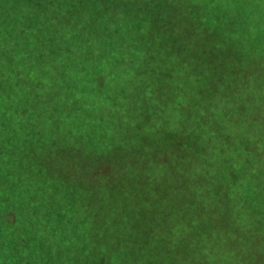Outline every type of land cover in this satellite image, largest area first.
Returning <instances> with one entry per match:
<instances>
[{
  "label": "trees",
  "instance_id": "1",
  "mask_svg": "<svg viewBox=\"0 0 264 264\" xmlns=\"http://www.w3.org/2000/svg\"><path fill=\"white\" fill-rule=\"evenodd\" d=\"M111 1L0 0V264H263L264 156L234 135L218 153L223 188L214 210L205 191L198 204L163 185L169 176L156 163L165 157L164 173L172 154L192 157L185 131L165 115L159 91L172 87L165 81L178 80L173 88L187 96L183 84L195 82L193 75L218 80L215 112L233 117L248 103L258 117L253 126L263 123L251 86L236 88L235 79L259 54L262 27L253 32L243 14L251 7L217 5L224 16L217 27L237 28L238 36L217 31L219 50L197 54L205 76L194 68L181 78L169 64H184L171 29L148 38L147 25L130 12L134 0ZM174 1L135 3L153 6L155 17L168 18L181 3L179 17L192 14L189 0ZM212 60L218 66L209 70ZM206 111L199 136L213 143ZM86 166L88 182L81 180Z\"/></svg>",
  "mask_w": 264,
  "mask_h": 264
},
{
  "label": "rangeland",
  "instance_id": "2",
  "mask_svg": "<svg viewBox=\"0 0 264 264\" xmlns=\"http://www.w3.org/2000/svg\"><path fill=\"white\" fill-rule=\"evenodd\" d=\"M141 1L142 0H134L133 4L131 5L132 9H130V12L137 14V16L139 18H142V20L144 21V25H147L146 36L153 39V37H155L157 34H160L162 30L164 31V29L169 28L179 39L176 40V47H178V50L181 51V55L178 56L181 60H178V62L184 61V64L175 65L173 63L174 61H171L169 63L173 64V77L178 76L182 78L184 73H187V70L189 71V69L194 68H197L201 76H205L204 74L206 70H208V67L203 64L202 67H198V65L195 64L202 63L203 59H201L202 56H198L197 54L201 53L204 55L207 52H210V54L213 55L214 51L217 52L219 50V47H215V45L218 46L219 43V41L215 39L218 38L217 31L219 32V34L225 32V34L229 36H233V34L237 35V32L235 31V29L237 28L234 29L231 27L227 28L228 30L226 28L220 30L219 27H217L220 26L219 20L221 18H224V16L221 12H218L220 14L219 15L216 11V8L217 5L220 6L223 1H225L227 7L229 8L228 10L230 11H234L232 9V6H234L236 9V7L240 4H243L245 7H251L247 12L243 14L250 15L251 18L250 20L248 19V21L255 25V29L253 30V32L256 31V26L262 27V29L260 30L261 36H259V41L256 43L259 53L256 58L257 60L248 64V66H246V69H240V72L236 73L235 79L237 82L236 86L238 85L236 88H242V83L246 85L248 83V85L251 86L249 88V91L251 92L250 94L257 97V101L252 103H254L255 105H263V108L259 114L263 123L257 122L256 125L258 126H253L254 121L258 119V117L253 118L254 114L253 116H251V112L246 111L250 106L248 103L243 105L246 108L242 109V111H233V117H226L225 113H223L222 110H216L215 112V109H213L214 103L211 102V99L214 97L212 95L214 94V90H217L218 88V80H213V82L210 83L209 80H205L204 78L200 79L198 78V75H193L190 79L193 81L195 80V82L183 84L184 87L187 86L185 88V90L189 92L187 96L183 95L182 92L179 91L180 89L173 88L174 84V86L176 87L179 83L176 79L165 81L167 86H172L169 93H166L167 91L165 89L159 91V95L163 97L162 106L167 112L165 115L172 116L170 118V121L173 124H176L179 129L185 131L189 144H191L192 146L190 150V152L192 153V157L190 159H174L173 154L169 156L170 167L165 170L164 173L163 164L161 162H163L162 159L165 157L160 158L156 161L159 167V173L169 176L170 180H161V182L163 185L167 183L170 184V186L180 192L183 198L190 197L192 200H194V202L198 204H202V191H205V193L207 194V196L205 197V203H208L209 206L211 205V208L213 209L215 207H218V204L220 202L218 201L219 199L217 195L220 181L216 176L218 174L217 166L219 165L218 153L220 154V151L225 152L227 151V149H230L232 147V142L235 141L234 135L237 136L236 134L239 133L241 138H244V142L247 143L246 149H249L250 152L253 153V155L259 157L264 156V127H262L264 126V96H262L264 94L261 95V93H264V0H189L190 3H188L192 4V7L188 12H192V14L189 13V16L187 15L186 19H183L185 15H183L182 18L179 17L181 14L180 5L182 3L178 8L172 7L173 9H169L170 15H168V18H166V16L155 17L153 6L145 7L144 5L145 8H141L136 5L137 3L135 2ZM111 2H118L120 6H122V0H112ZM142 3H145V1H143ZM90 4L93 5H91V7L85 6L83 9H81V15L87 16L89 12H92L91 9L95 8V5L99 3L98 1H95ZM249 4H251V6ZM199 5H201L202 7ZM174 6H176V4H174ZM181 6H183V4ZM198 6L199 9L203 11V13H201L202 11L198 10L197 15V10L195 9H197L196 7ZM200 13L201 16H199ZM115 14H117V18H123V9L119 8L115 12ZM204 16H206L205 22H203ZM198 18L200 19L199 21L201 23L196 22V19ZM209 30L212 33V38H210L211 40L204 39V42L197 40L198 35L202 34V37H204V33L208 32ZM208 46L210 48H208ZM202 50L204 51L202 52ZM165 60L166 59H163L161 62H165ZM217 66L218 62H214L212 60L210 61L209 70H214V68ZM244 67L245 64H242L241 68ZM255 76H259V80L262 81L260 83L262 84H257V80L256 83L253 82ZM183 86L181 84L180 88H182ZM222 86L223 85L221 84L220 87ZM220 101H223V99H220ZM204 106H206L207 108V111L203 114L207 126L217 132V136L214 139L216 141H213L214 144L202 141V138L199 136V133L202 131V110ZM190 108L192 110H190ZM219 138L220 140L224 141L221 143H224L222 146H218L220 144L218 141ZM130 158H133V155ZM128 160L130 161L129 158ZM86 169L87 166L86 168H82L81 170L84 171ZM203 173L205 175H203ZM89 174L90 172L87 173L84 171L83 175H81V180L83 179V181L88 182L87 179H89L90 177ZM158 178L161 177H156L157 181L155 182H157L160 186L161 184ZM221 188L223 187H221L220 185V191L222 190ZM8 192L13 191L12 189H9ZM232 210L233 208L228 205L227 211H229L228 214L230 213L229 216L227 215L228 218L234 217V215H231ZM5 240L6 249H8L11 241H9V239L8 241L7 239ZM262 262L264 264V260H261V263Z\"/></svg>",
  "mask_w": 264,
  "mask_h": 264
}]
</instances>
